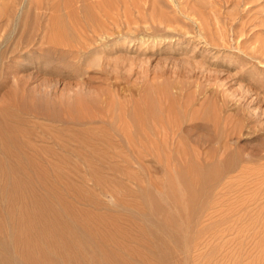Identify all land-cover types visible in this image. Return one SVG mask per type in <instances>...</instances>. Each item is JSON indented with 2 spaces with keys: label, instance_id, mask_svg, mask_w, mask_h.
I'll return each instance as SVG.
<instances>
[{
  "label": "rangeland",
  "instance_id": "1",
  "mask_svg": "<svg viewBox=\"0 0 264 264\" xmlns=\"http://www.w3.org/2000/svg\"><path fill=\"white\" fill-rule=\"evenodd\" d=\"M4 107L118 258L264 264V0H0Z\"/></svg>",
  "mask_w": 264,
  "mask_h": 264
},
{
  "label": "bare ground",
  "instance_id": "2",
  "mask_svg": "<svg viewBox=\"0 0 264 264\" xmlns=\"http://www.w3.org/2000/svg\"><path fill=\"white\" fill-rule=\"evenodd\" d=\"M0 113V197L5 202V209L0 204V264H57L54 248L60 249L66 264H130L85 237L77 230L79 222L54 213V199H42L38 195L34 186L44 180L46 171L41 168L39 157L29 153L33 148L29 140H22L19 130L9 122L7 108H2ZM203 176L204 173L196 172L186 179L191 195L195 194L191 183L202 180ZM67 231L71 238H62ZM104 235L101 241L103 237L109 238Z\"/></svg>",
  "mask_w": 264,
  "mask_h": 264
}]
</instances>
